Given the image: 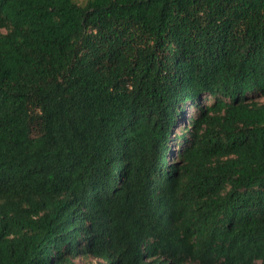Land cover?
<instances>
[{"label": "trees", "instance_id": "obj_1", "mask_svg": "<svg viewBox=\"0 0 264 264\" xmlns=\"http://www.w3.org/2000/svg\"><path fill=\"white\" fill-rule=\"evenodd\" d=\"M257 97L264 0H0V264H264Z\"/></svg>", "mask_w": 264, "mask_h": 264}, {"label": "rangeland", "instance_id": "obj_2", "mask_svg": "<svg viewBox=\"0 0 264 264\" xmlns=\"http://www.w3.org/2000/svg\"><path fill=\"white\" fill-rule=\"evenodd\" d=\"M79 4H82L84 5L86 3L87 0H77ZM255 101H258V102H264V98H254ZM196 113V109L194 107L190 108V106L186 107V115H191V114H195ZM176 127H183L181 124L179 126H175V129L174 131H177V128ZM172 144V143H171ZM176 144H174L175 146ZM174 149V147H173ZM172 149V150H173ZM76 264H97L95 261L94 262H91V261H83L81 259L77 260L76 261Z\"/></svg>", "mask_w": 264, "mask_h": 264}]
</instances>
